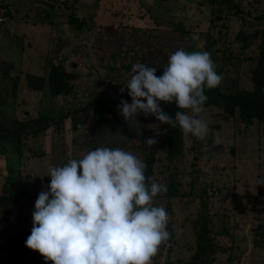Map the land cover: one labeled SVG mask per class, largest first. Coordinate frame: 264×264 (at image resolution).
Instances as JSON below:
<instances>
[{
    "label": "rangeland",
    "instance_id": "374dc122",
    "mask_svg": "<svg viewBox=\"0 0 264 264\" xmlns=\"http://www.w3.org/2000/svg\"><path fill=\"white\" fill-rule=\"evenodd\" d=\"M135 1L0 0V63L10 66L14 75L5 84L7 90L1 92L0 86V128H11L15 121L29 122L41 111L44 94L27 91L22 77L24 73L42 75L45 60L67 63L81 77L99 81L96 94L103 89L111 96L125 95L134 63L157 67L160 76L176 50L203 51L205 33L219 37L221 50L239 30L247 34L245 51L235 43L227 51L215 53L209 48L208 52L223 77L222 92L251 88L252 63L246 59L257 55L261 25L256 18L263 12L264 0H233L236 7L220 9L219 20L215 18L217 8L211 11L207 0ZM63 2L94 28L90 38L76 37L73 28L64 25L69 11L60 6ZM230 52L239 57L224 59ZM112 62L115 66H110ZM105 72L111 80L118 77V84L100 82L106 81ZM14 83L18 97L11 104L6 92L14 90ZM79 87V93L90 97L92 84L80 83ZM220 113L216 107L203 109L200 118L208 121L209 133L203 140L185 135L184 153L178 159H166V149H159L157 143L151 148L147 145V152L155 154L157 182L167 188L170 176L175 180L174 197L166 191L154 198V206L168 212L172 231L152 264H189L197 239L195 224L203 213L216 249L212 264H264V122L245 126L238 115L224 121ZM140 119L141 113L128 122L123 117L119 122L110 119V130L93 132L90 117L77 131L66 121L58 130L51 127L37 138L27 124L21 145L0 138V196L6 195L4 202L0 199V264H53L25 245L35 201L42 190H50L48 169L82 159L98 147L138 153ZM144 124L145 138L159 142L160 132H151L155 124ZM124 143L130 146L124 148Z\"/></svg>",
    "mask_w": 264,
    "mask_h": 264
},
{
    "label": "clouds",
    "instance_id": "9594fccd",
    "mask_svg": "<svg viewBox=\"0 0 264 264\" xmlns=\"http://www.w3.org/2000/svg\"><path fill=\"white\" fill-rule=\"evenodd\" d=\"M131 72L132 102L121 100L117 106L126 122L143 113L179 126L184 135L207 137L208 121L200 118L208 99L205 89L223 80L211 53L181 48L169 56L160 76L157 67L139 62ZM160 102L188 111L178 110L172 118ZM144 142L150 148L158 143L152 137ZM146 168L133 153L108 147L50 167V190H42L35 201L26 247L53 264H152L170 231L168 212L154 206V198L167 188L146 177Z\"/></svg>",
    "mask_w": 264,
    "mask_h": 264
},
{
    "label": "trees",
    "instance_id": "16d2710c",
    "mask_svg": "<svg viewBox=\"0 0 264 264\" xmlns=\"http://www.w3.org/2000/svg\"><path fill=\"white\" fill-rule=\"evenodd\" d=\"M211 5V11L217 8L216 19H220V9L223 7L228 8L233 4V0H207ZM230 3V4H229ZM63 9L65 8L69 11V16L65 21L64 25L71 26L73 28V33L76 37L78 34H83L90 38L93 33L92 26L87 24V20L84 17H79L75 14V10L71 6L67 7L66 2L60 5ZM236 7V6H235ZM256 20L260 23V30L257 34L259 39V44L257 46V55L253 58H247L248 63H252L250 71V82L251 88L244 90H236L233 93L226 94L221 91L220 86L215 89H205V95L208 97L204 109L209 107H216L221 109L220 117L222 120L227 121L234 118L238 115V119L245 126H250L254 121L264 122V9L261 15H258ZM212 22V19H211ZM100 29V28H98ZM206 34V39L202 41L201 46L205 48L203 51H209V48L215 53L219 51H227L229 47H232L237 43L239 44V49L245 51L248 48V41L246 40V35L243 30H239L233 40L228 42V45L225 46V49L221 50L219 46L220 39L212 38L210 35ZM197 40L199 34H195ZM256 36V35H255ZM200 51V50H196ZM222 55V53H221ZM230 57H225L224 59L232 60L239 55H233L231 52L228 54ZM223 60L222 56L220 60ZM1 64V63H0ZM0 67V86L2 87L1 92L7 90L6 82L10 81V78H13V74L10 71L11 67L2 63ZM110 66H115L114 62L110 63ZM119 66V65H118ZM107 72L104 73V76ZM220 74V72H217ZM113 78V77H111ZM108 76H105V80L100 82H114L112 84H118V77L114 76V79L111 80ZM24 80V88L27 91L43 93L44 98L50 100L53 105H50L48 101L41 98L40 102L41 111L37 114L36 118H32L29 122L24 123L15 121L14 126L11 128H0V138L2 136L5 139H10L16 143V145H21V138L25 135V130L28 129L27 124L32 127L31 134L34 138H37L41 132L46 131L47 129L53 127V130H58L60 125L63 122L69 121L71 125V130L77 131L81 126L85 125L86 119L92 120V132L98 129L103 131L110 130L109 120L113 119L116 122H119L122 119L120 112L117 106L120 104L121 100H126L130 104L131 97L129 95V90L127 89L125 95H108V91L104 94L103 89L96 94L97 89H100L98 86L99 81L92 82L90 79H86L84 76L81 77V74L76 73L73 66L59 61L48 62L45 60V66L43 68L42 75H35L32 73H24L22 81ZM12 81V80H11ZM21 81V82H22ZM92 84L93 88L91 89L90 97L86 94H81L78 91L79 84ZM14 87L13 91H7L6 101L13 104L15 97L18 94L16 92L15 83L12 85ZM24 89V90H25ZM90 89V87H89ZM88 89V90H89ZM9 94L12 96V100L9 98ZM18 97V96H17ZM2 96H0V99ZM5 101V102H6ZM44 101L47 103L45 104ZM146 102V101H145ZM162 109L169 114L172 118L175 117L176 111H185L178 109L175 103L169 104L165 102H160ZM89 113L91 114L89 116ZM155 124L156 128L152 129L151 132L158 131L161 134V138L158 139L159 142L156 146L158 148H165L167 151L166 159L173 161L180 158L184 153V142L185 135L179 129V126L176 128H171L167 124H163L155 119L154 116L149 115L145 117L141 113V119L138 123V131L141 133L140 136V148L138 153L132 151L134 155L142 159L146 165L145 175L146 177H152L156 180L155 176V154L153 152L148 153L147 144L144 142L145 137L148 133L146 131V125L144 122ZM104 125V126H102ZM122 146L128 147L130 144H122ZM167 195L174 197L175 191V180L170 176V180H167ZM9 193V192H8ZM4 196H0V199L4 202ZM21 198L22 194H18ZM15 197V193L13 196ZM13 201V200H12ZM201 220L196 222L195 228L196 232V245L195 251L192 256V261L189 264H212L214 263V258L211 256L216 252L215 245L209 237V228H208V218L206 214H202L200 217Z\"/></svg>",
    "mask_w": 264,
    "mask_h": 264
},
{
    "label": "crops",
    "instance_id": "0c3cea01",
    "mask_svg": "<svg viewBox=\"0 0 264 264\" xmlns=\"http://www.w3.org/2000/svg\"><path fill=\"white\" fill-rule=\"evenodd\" d=\"M170 1H173V0H170ZM177 1H178V0H177ZM250 1H251V0H250ZM135 2L138 3L137 0H136ZM161 3H163V2L161 1ZM161 3H159L160 6H161ZM164 3H166V2H164ZM156 7H158L157 9H159V6H156ZM105 12H106V11H105ZM105 12H104V14H105ZM104 14H103V15H104ZM139 14H140V13H139ZM139 14H138V15H139ZM116 34H117V33H116Z\"/></svg>",
    "mask_w": 264,
    "mask_h": 264
},
{
    "label": "water",
    "instance_id": "95a60500",
    "mask_svg": "<svg viewBox=\"0 0 264 264\" xmlns=\"http://www.w3.org/2000/svg\"><path fill=\"white\" fill-rule=\"evenodd\" d=\"M168 227H169V231L171 232L172 231V224H169Z\"/></svg>",
    "mask_w": 264,
    "mask_h": 264
}]
</instances>
